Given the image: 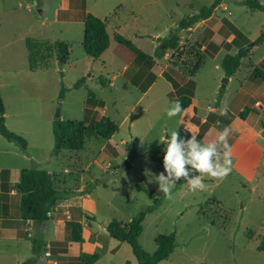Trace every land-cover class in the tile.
<instances>
[{
    "label": "rangeland",
    "instance_id": "obj_1",
    "mask_svg": "<svg viewBox=\"0 0 264 264\" xmlns=\"http://www.w3.org/2000/svg\"><path fill=\"white\" fill-rule=\"evenodd\" d=\"M213 1L0 0V91L6 125L27 142L24 152L0 136V169L14 171L15 179L24 168L46 169L54 173L58 188L89 192L81 198L84 209L59 207L52 215L62 222L81 223L80 246L70 248L66 224L63 234L24 232L30 243L0 241V264H23L32 257L33 238L45 244L36 264H79L82 252L99 253L94 264H138L130 245L110 237L106 226L112 220L128 223L153 198L161 204L145 216L140 245L152 254L158 235L176 234L174 252L159 264H264V252L257 250L264 238V82L253 75L256 66L264 69V42L254 43L264 30V13L236 3L240 0H223L204 23L180 32L177 49L157 57L159 50L164 51L161 38L184 17ZM87 12L106 23L110 36L109 48L98 59L83 49ZM235 28L245 40L236 37ZM116 33L154 58L156 79L147 94L130 81L142 63L115 40ZM32 40L43 42L44 60L35 69L30 68L27 46ZM245 42L253 52L232 77H226L223 57L235 54ZM62 43L69 51L64 63L56 49ZM197 54L200 66L194 76H188L199 61ZM100 76L108 80L106 86L101 85ZM80 78L86 79L85 84L73 88ZM62 85L67 88L63 98ZM189 92H193L192 111L198 119L213 116L214 122L224 126L229 116L234 118L248 107L249 125L240 138L227 126L233 155L226 176L205 175V187L196 190L181 178L168 199L152 180L163 171L153 156L163 148L158 138L165 131L195 130L188 120L191 108L171 119L165 115L171 97ZM90 94L104 102L97 110L112 119L118 131L109 140L89 131L81 150L53 155L54 121L84 120ZM218 99L221 105L216 109ZM225 109L226 117L220 120L219 113ZM216 134H206L201 142L214 140ZM125 161L131 162L129 170L122 168ZM6 181L10 191L12 183Z\"/></svg>",
    "mask_w": 264,
    "mask_h": 264
},
{
    "label": "trees",
    "instance_id": "obj_2",
    "mask_svg": "<svg viewBox=\"0 0 264 264\" xmlns=\"http://www.w3.org/2000/svg\"><path fill=\"white\" fill-rule=\"evenodd\" d=\"M223 0H214L210 5L202 6L196 13H192L184 17L175 29H172L167 36L161 38V44L164 51L159 50L157 52L158 58H163L167 50H175L179 47L182 37L180 32L183 30H189L194 25L205 21L212 17L217 8L222 4ZM236 3L247 7L250 10H258L264 13V3L261 0H240ZM236 37L246 39V36L237 28H235ZM115 40L135 54V59L142 63L140 70H137V74L130 78V81L135 84L141 91L146 92L149 87L155 82L156 76L152 71L155 60L150 55L139 49L131 40L127 39L123 35L116 33L114 35ZM236 39V38H235ZM235 41V40H234ZM264 42V30L261 31L255 45H259ZM248 42L239 44L238 50L235 54H226L221 62V68L223 69L226 77H232L242 65L243 59L247 58L252 52L253 48L247 45ZM43 42L31 41L27 42L29 49L30 68L35 69L40 66L41 61L44 60L41 54V47ZM110 45V36L107 31L106 23L87 12L84 21V33H83V49L87 55L93 59H98ZM60 63H64L69 55L68 45L66 43L58 44L56 46ZM198 60L199 54L196 55ZM180 58V56H178ZM39 61V62H38ZM175 65L180 68V64L175 62ZM200 66V60L196 62L189 72L188 76H194L198 67ZM253 75L264 82V69L260 66H256L253 69ZM145 78L144 82H138L137 79ZM147 78V79H146ZM86 79L80 78L77 80L73 88H80L85 84ZM108 80L103 76H100V83L106 86ZM67 88L62 85L60 90V96L63 98ZM193 92H189L187 95H182L178 98L171 97V102L179 99L182 105V109H187L192 105ZM221 105V99H218L214 105V108L218 109ZM104 106V102L92 96L91 94L85 101V118L82 121L63 120L56 119L53 123L52 132L54 138L53 155H58L62 150L79 151L84 147V141L86 134L89 131L97 133L104 139H111L112 136L118 131V125L109 117L100 113L97 108ZM250 108H245L239 112L238 117L242 120H246ZM226 115H223L220 120L224 119ZM232 116H229L226 125L221 126L220 123L214 122L213 116H208L204 121L198 119L194 115L191 119L193 123L198 127L197 139L202 141L208 133L210 127L214 126L219 130L227 127L232 121ZM181 137H188L191 133L185 129H179ZM0 136L10 143H14L19 146L24 152L27 151L26 140L11 131L6 125L5 108L0 91ZM163 149V148H162ZM162 149L153 156L154 161L162 167ZM135 157V154L132 156ZM131 162L125 161L122 163L124 170L131 168ZM8 176V170L0 169V215L2 214V201L5 198L3 194L6 187V179ZM10 189L14 190L20 196L19 203V215L23 221H32L35 224H43L48 222L54 209L61 200H66L74 196H82L86 191H75L60 189L56 185L55 175L53 172L46 169H38L36 167L24 168L20 173V180L10 185ZM91 191V190H90ZM161 204L160 199L153 198V203L146 206L135 215L128 223H123L118 220H112L106 226L110 237L116 239L119 242L127 243L132 249V253L135 256L138 264H159L163 260L169 258L174 252L176 234L171 232L170 234H160L155 238L157 249L154 253L149 254L146 252L139 243V236L143 231L142 222L145 216L157 209ZM67 232L69 234L68 239L75 243L83 242L82 225L79 221H68L66 223ZM44 241L38 238L31 240V251L33 256L28 258L23 264H36L38 256L41 254L44 247ZM257 250L264 252V238H262L257 246ZM100 258L99 253H86L82 252L77 257L79 264H94Z\"/></svg>",
    "mask_w": 264,
    "mask_h": 264
},
{
    "label": "clouds",
    "instance_id": "obj_3",
    "mask_svg": "<svg viewBox=\"0 0 264 264\" xmlns=\"http://www.w3.org/2000/svg\"><path fill=\"white\" fill-rule=\"evenodd\" d=\"M181 112L182 105L177 99L171 102L165 115L171 119ZM219 114L226 115V109ZM229 134L230 129L225 127L216 134L214 140L203 143L197 139L198 133L181 137L176 130L165 131L163 137L158 138L163 145V171L152 176V180L158 184V190L171 199L172 189L181 178L188 182L191 190H196L205 187V175L217 178L226 176L231 171Z\"/></svg>",
    "mask_w": 264,
    "mask_h": 264
},
{
    "label": "crops",
    "instance_id": "obj_4",
    "mask_svg": "<svg viewBox=\"0 0 264 264\" xmlns=\"http://www.w3.org/2000/svg\"><path fill=\"white\" fill-rule=\"evenodd\" d=\"M205 21H201L200 23L202 22L204 23ZM153 84L149 87V89L146 92H144V94H147L151 90ZM193 107H194V101L192 105L189 107L191 108V111H190V115L188 116V120L191 123H193L191 119L195 115L194 112L192 111ZM202 121H204V119H202ZM193 124L195 126L194 127L195 130L191 134H197L198 127L196 126L195 123ZM248 125H249L248 119L242 120L238 117V115H235L229 124V128L233 129L234 132L239 136L238 138H240L241 134L248 127ZM217 131L218 130L216 129V127L212 126L210 127L207 134L215 135L216 133H218ZM231 149L232 147L228 150L230 152V155H233ZM4 170H8L9 172V177L7 178L8 182L16 183L20 180V177L16 176V179L14 178V176L12 175V172L14 173V171L9 169H4ZM6 189L7 190L3 191V194H5L6 196L2 201V214L0 215V241L2 242L8 241V243L10 242L21 243L23 241L26 243L27 242L30 243V241L25 239L22 236V234H24V232H34V230H37V232H44V233L62 232L63 234V232H65L66 222H62V220L57 218L56 216L54 218L51 217V219L48 222H45L43 224H35L32 221H23L19 215L20 196L14 190L10 189V191H8V187H6ZM82 196H74L66 200H61L54 209L52 215H56V213L59 211V207H63V208L67 207L68 209L70 207H80V208L82 207V209H84V204H83L84 200L81 199ZM65 213L69 214V210H66ZM29 235L31 236L32 234ZM77 245L80 246L81 244L71 242L70 248H74V247L76 248ZM82 250H83V246H82Z\"/></svg>",
    "mask_w": 264,
    "mask_h": 264
},
{
    "label": "water",
    "instance_id": "obj_5",
    "mask_svg": "<svg viewBox=\"0 0 264 264\" xmlns=\"http://www.w3.org/2000/svg\"><path fill=\"white\" fill-rule=\"evenodd\" d=\"M251 45H253V43ZM228 80H229L228 78H225V82H228ZM223 87H225V85H223Z\"/></svg>",
    "mask_w": 264,
    "mask_h": 264
}]
</instances>
